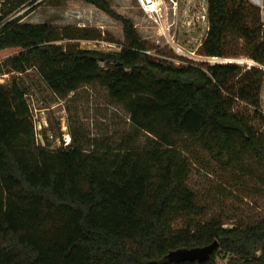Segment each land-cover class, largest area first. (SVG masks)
<instances>
[{
	"label": "trees",
	"instance_id": "trees-1",
	"mask_svg": "<svg viewBox=\"0 0 264 264\" xmlns=\"http://www.w3.org/2000/svg\"><path fill=\"white\" fill-rule=\"evenodd\" d=\"M82 1L123 24L120 52L58 44L103 38L94 29L12 20L0 29V56L17 51L8 65L19 73L36 68L62 97L102 86L133 132L93 150L75 137L49 150L36 144L23 87L0 85V264H220V256L226 264H264V217L231 228L219 215L202 220L178 148L189 139L218 162L248 158L264 172V71L234 62L175 67L153 57L134 23L106 0ZM208 21L200 55L264 66V25L248 0H209ZM214 241L219 248L206 261L164 259Z\"/></svg>",
	"mask_w": 264,
	"mask_h": 264
},
{
	"label": "rangeland",
	"instance_id": "rangeland-1",
	"mask_svg": "<svg viewBox=\"0 0 264 264\" xmlns=\"http://www.w3.org/2000/svg\"><path fill=\"white\" fill-rule=\"evenodd\" d=\"M10 1L0 0V24L3 27L15 17L16 11L22 10L23 14L13 20L33 25L48 24L57 28L86 27L103 34L101 39L65 40L58 44L72 42L80 49L108 53H118L122 49L121 43L125 41L123 24L93 4L82 0H28L24 6L13 8ZM106 1L117 15L134 23L153 57L175 67L190 62L198 65L215 64L199 54L208 33L209 0H159L164 8L160 15L153 17L144 10L140 0ZM149 1L154 3L158 13V1L143 0V3ZM16 53L0 56V85L9 86L16 82L23 87L37 145L56 151L70 145L75 137L86 149L93 150L90 148L93 143L104 140L116 145L133 132L128 114L110 100L105 88L100 85L86 86L62 97L49 88L36 68L24 73L14 71L7 60ZM225 60L217 63L231 61L248 66V69L253 65L252 60L246 57ZM205 65L203 67H207ZM260 66L258 68L264 71V66ZM261 109L264 112V84ZM139 138L144 145V135L140 134ZM178 148L189 161L187 184L196 193L197 202L203 211L202 220L219 215L225 219V227L231 228L248 225L264 217V172L256 163L248 158H240L232 164L218 162L189 139L182 140ZM173 226L180 229L183 222L178 221ZM218 261L220 264L227 263L223 256Z\"/></svg>",
	"mask_w": 264,
	"mask_h": 264
},
{
	"label": "water",
	"instance_id": "water-1",
	"mask_svg": "<svg viewBox=\"0 0 264 264\" xmlns=\"http://www.w3.org/2000/svg\"><path fill=\"white\" fill-rule=\"evenodd\" d=\"M236 63V62H234ZM224 64V63H223ZM252 66H257L256 62H253ZM219 248L218 241L203 246V247H194V248H181L176 251H172L164 259L165 261L172 262H184V261H206L212 254Z\"/></svg>",
	"mask_w": 264,
	"mask_h": 264
},
{
	"label": "built area",
	"instance_id": "built-area-1",
	"mask_svg": "<svg viewBox=\"0 0 264 264\" xmlns=\"http://www.w3.org/2000/svg\"><path fill=\"white\" fill-rule=\"evenodd\" d=\"M32 1H42V0H32ZM158 1V4H159V6H160V11L158 12V13H156V11H155V6H154V3L153 2H148L147 4H144L143 3V0H140V2H141V4H142V7L144 8V10L149 14V15H151L152 17L154 16V15H160V12H162V10H163V8H164V5L162 4V3H159V0H157ZM3 2H5V0H3ZM209 2V1H208ZM248 2L250 3V4H252L254 7H256L258 10H259V12H260V17H261V21H262V23H263V25H264V0H248ZM29 3H32V2H29ZM26 5V4H25ZM24 6V5H23ZM22 6V7H23ZM20 9V8H19ZM19 12V13H18ZM20 14L22 15L23 14V12H22V10L21 11H16V14L14 15L15 17L14 18H17V17H19L20 16ZM13 18V19H14ZM13 19H10L11 21L13 20ZM207 19H208V8H207ZM10 22V21H9ZM208 25H209V21H208ZM3 27V25H1L0 24V28H2ZM208 29H209V27H208ZM207 58V60L208 61H211V62H214V63H217V62H221V61H218V59H220V58H210V57H206ZM231 62V61H230ZM252 62H255V61H252ZM227 63V62H226ZM260 66V64H257V66L256 67H259ZM261 67V66H260Z\"/></svg>",
	"mask_w": 264,
	"mask_h": 264
}]
</instances>
